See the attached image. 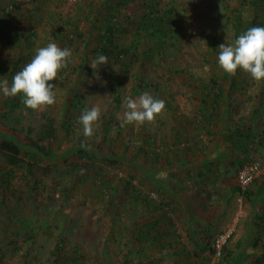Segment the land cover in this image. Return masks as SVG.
Returning <instances> with one entry per match:
<instances>
[{"label":"rangeland","instance_id":"1","mask_svg":"<svg viewBox=\"0 0 264 264\" xmlns=\"http://www.w3.org/2000/svg\"><path fill=\"white\" fill-rule=\"evenodd\" d=\"M154 1L156 13L150 15ZM153 2L134 0L116 15L119 43L136 57L132 53L107 57L97 77L89 64L96 57L92 50L97 47L103 17L94 24L93 17L83 14L77 23L84 38L80 40L79 34L74 38L82 45L72 50L71 65L50 81L56 85L55 103L35 110L24 106L4 115L2 101L9 96L0 93V142L24 139L30 133L44 148L41 154L21 145L22 160L15 167L7 164L0 151V264H24L30 241L38 264H48L59 238L80 249L82 264H240L242 256V263L250 264L264 248L254 244L264 226V179L259 183L263 186L257 184L255 193L248 196L230 188L232 184H227V192L220 187L206 191V197L197 198L190 220L164 191L146 180L151 169L163 164L154 167L150 154L163 148L158 136L173 123L171 115L165 120L163 113H170L173 105L202 104L203 88L212 84L225 91L218 105L244 111L258 107L264 80L257 81L243 70L227 73L217 63L219 45L237 37L236 18L242 15L243 21H250L251 11L240 0H228L230 10L222 0ZM103 4V0H92L90 7L98 9ZM81 5V0H0L2 10L15 7L11 21L16 27V34L0 45V67L6 72L0 79H12L37 48L50 41L59 45L53 37L54 26L74 18ZM147 15L150 18L144 20ZM82 63L91 71L85 68L76 73ZM144 91L164 100V109L153 121L122 126L126 98ZM92 105L100 107L101 117L93 135L86 137L77 117ZM260 109L255 126L258 139L250 144L249 155L260 158L264 166V144H258L264 141V107ZM65 120L69 129L64 127ZM50 122L56 139L44 137ZM80 138L92 155L88 159L78 157ZM144 146L143 154H138ZM135 154L148 159L142 169L121 159L125 155L134 160ZM125 181L132 182L134 192L126 190ZM168 203L174 208H167ZM202 206L210 215L207 221ZM161 218L155 239H134L135 224ZM226 234L228 251L216 258L213 240Z\"/></svg>","mask_w":264,"mask_h":264},{"label":"trees","instance_id":"2","mask_svg":"<svg viewBox=\"0 0 264 264\" xmlns=\"http://www.w3.org/2000/svg\"><path fill=\"white\" fill-rule=\"evenodd\" d=\"M84 2V6H80L77 9V13L74 18L67 17L63 21H61V26L56 27L54 26L53 30V37L55 40L59 41V46L60 47H68L71 50L76 49V46H81V43L76 44V41L74 38L76 34H79V39L82 40L84 38V35L80 34L78 32V21L81 18L83 14H86L88 17H93L94 24L95 22H98L101 20V17H103V26L102 30L99 33V39H98V44L97 47H95L92 50V54L97 56L98 54H104L108 58H111V56H115L116 58L123 57L125 54L132 53V50L129 48H125L123 45L119 43V37H118V31L119 27L117 25V17L116 15L119 14L120 10L122 8H126L132 1L134 0H103L104 4L96 9L95 6L90 7L92 5V0H81ZM223 3H225V8L230 10V6L228 3V0H222ZM153 2V0H152ZM86 4L89 5V9L86 7ZM240 4L246 5L250 11H251V19L250 21H243L242 15H239L236 18L235 24H236V35L238 36L241 34L245 29H247L250 26H255V25H264V0H240ZM15 7H12L9 10H2L0 9V45H4L8 42V40L11 39L12 35L16 32V27L12 23V16L15 14ZM104 10H103V9ZM156 8H157V3L154 1L151 8H150V15H154L156 13ZM87 9V10H86ZM105 10L106 13L105 14ZM233 10V9H232ZM171 13V12H170ZM234 13V11H233ZM149 15H147L144 20L149 19ZM145 21L142 23L144 24ZM154 25L151 24L150 27H153ZM72 28H74L72 30ZM91 28H89L87 34H89L91 31ZM155 31L158 33L161 32L159 28H157ZM69 32V36L65 37V34ZM16 34V33H15ZM160 41H162L160 39ZM159 41V44L161 43ZM134 57H136V53H132ZM145 58V56L143 57ZM72 63V57L68 59V62L66 64V67L71 65ZM7 64V63H6ZM87 68L89 71H91V68L88 67L86 64H81L76 70V73L79 70H83ZM13 69H16L14 67ZM6 72L0 67V74H5ZM8 81L11 84V78H7ZM215 81V80H214ZM216 84V83H215ZM264 86V84H263ZM203 93H202V104L200 105H218V103L223 99V97H226L224 95V89L222 87H218V89H214V85L212 84H206L205 87L203 88ZM227 92V91H226ZM259 102H258V107H256L255 110V116L260 115L261 107H264V87L263 90L260 94H258ZM2 107L4 111L1 114L6 115V112H16L21 110L25 105L22 103L21 99L19 96H9V98H4L2 101ZM242 123V122H241ZM105 128H107L106 125H104ZM64 127L66 129H69L67 125V120L64 122ZM16 137V136H15ZM44 137L48 138H53L56 139L55 136V125L53 122H50L46 125L45 131H44ZM230 137L232 139H237L238 141L241 139V141L238 142L237 146L238 148L246 151L245 154L248 156L244 158L243 163L240 165V169L242 166L245 164V162L248 161L249 159V152L252 151L249 149L247 146V141L249 142V145L255 140V135L252 134V127L248 125H239L236 127L234 130L230 131ZM17 141H10V140H2L0 142V151L3 153V155L6 158L7 164L10 166H17L21 162V145L26 147V148H33L36 150L38 153H44V148L40 146L28 133L24 139H20L16 137ZM83 139L80 138L79 142L76 144L78 149V157L79 158H86L91 157L92 155H89L86 151L87 146L85 145V142H82ZM251 141V143H250ZM82 142V143H81ZM259 146H263L264 141L258 140ZM144 147L140 148L138 151V154H143ZM156 149L151 150L152 159H151V164L155 167L157 166L158 163L164 161L165 165L170 166L172 165L170 160L166 157L160 156L158 151H154ZM49 155V152L47 153ZM131 158V157H129ZM134 160L128 159L127 156L123 155L121 159L124 161H127L128 163L132 164L133 167H136L137 169L143 168L144 165H142L146 160V155H141L137 156V154L134 155ZM145 159V160H144ZM144 160V161H142ZM239 169V170H240ZM238 170V172H239ZM154 178V177H153ZM131 180H134V177H132ZM125 188L128 192H134L135 187L132 186L131 181H125ZM239 190L240 188L237 187ZM251 190V189H250ZM245 195H250V191L245 193ZM162 209V207H161ZM161 218L159 221L155 220L151 224H135L134 226V239L139 240L143 239L144 241L151 240L152 238L155 239L154 233L156 231V227H158L161 223ZM172 226H174L171 223ZM261 232L258 233L257 237L254 239L255 245L257 247H260L261 245L264 244V226L261 227ZM32 242L30 241L29 247L27 248L26 252L24 253L23 259H24V264H38L39 258L37 253H35V249L32 246ZM228 251V243L224 246V253ZM244 256H242L241 261H244ZM83 260V255L80 252V249L76 246L69 247L68 244L66 243L65 239L59 238L51 252H50V258H49V263L48 264H82ZM240 264H243V263ZM250 264H264V248L261 249L260 254L255 257Z\"/></svg>","mask_w":264,"mask_h":264},{"label":"crops","instance_id":"3","mask_svg":"<svg viewBox=\"0 0 264 264\" xmlns=\"http://www.w3.org/2000/svg\"><path fill=\"white\" fill-rule=\"evenodd\" d=\"M173 106L177 108H169L170 113H163L165 120L169 119L170 114L173 123L158 136L159 145H163V148L157 149L160 156L167 157L172 165L167 166L163 161L161 168L151 169L146 180L164 191L179 208V213L186 214L189 219L196 212L197 198L200 201L206 197V191H216L220 187L224 188L223 192H227V184H232L230 188L238 187V170L248 155L237 146L241 139H232L230 131L239 125H248L252 127L254 139H258L255 126L261 118V111L260 115L255 116L254 105L247 111L235 110L232 105ZM246 144L249 149H253L248 141ZM263 179L264 174L255 182L250 192L255 193L254 189ZM171 188H175L174 192ZM192 196L194 201H191ZM168 204L167 208H174L172 204ZM202 209V217L207 221L210 215L206 206H202ZM211 216L213 219L215 213Z\"/></svg>","mask_w":264,"mask_h":264},{"label":"clouds","instance_id":"4","mask_svg":"<svg viewBox=\"0 0 264 264\" xmlns=\"http://www.w3.org/2000/svg\"><path fill=\"white\" fill-rule=\"evenodd\" d=\"M217 63L230 74L238 70L248 72L257 81L264 80V25L250 26L239 34L234 42L222 43L218 47ZM72 56L68 47H60L50 41L46 46L35 50L34 56L19 71L9 84L0 79V93L4 96H19L22 103L30 109H39L55 103L56 85L50 83L57 78L58 72L66 66ZM107 56L98 54L90 62L97 77L99 69L107 65ZM165 107V101L144 91L138 96L127 97L121 125L153 121ZM101 117V109L96 105L85 107L77 117L84 136L94 133V125Z\"/></svg>","mask_w":264,"mask_h":264},{"label":"built area","instance_id":"5","mask_svg":"<svg viewBox=\"0 0 264 264\" xmlns=\"http://www.w3.org/2000/svg\"><path fill=\"white\" fill-rule=\"evenodd\" d=\"M264 174V166L260 158L249 156V159L237 175V185L241 193L245 194L254 186L255 182ZM228 234L216 237L212 243V249L216 258H221L224 254V246L228 240Z\"/></svg>","mask_w":264,"mask_h":264}]
</instances>
